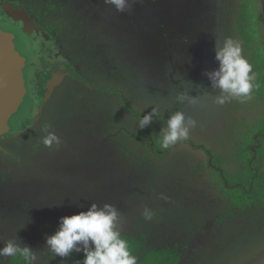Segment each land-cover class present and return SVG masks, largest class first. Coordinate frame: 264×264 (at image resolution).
<instances>
[{"label":"rangeland","instance_id":"374dc122","mask_svg":"<svg viewBox=\"0 0 264 264\" xmlns=\"http://www.w3.org/2000/svg\"><path fill=\"white\" fill-rule=\"evenodd\" d=\"M0 17L35 32L39 59L60 65L45 98L31 77L37 124L0 137V248L15 239L37 264H65L81 252L47 248L60 218L110 203L137 264L153 252L155 264H264V0H134L125 12L105 0H0ZM229 37L255 86L252 99L218 105L205 73ZM176 111L197 126L165 149ZM48 132L59 143L45 145ZM19 257L0 264H27Z\"/></svg>","mask_w":264,"mask_h":264},{"label":"clouds","instance_id":"9594fccd","mask_svg":"<svg viewBox=\"0 0 264 264\" xmlns=\"http://www.w3.org/2000/svg\"><path fill=\"white\" fill-rule=\"evenodd\" d=\"M133 2L105 0V3L113 5L119 12L129 10ZM215 59L219 62V68L205 73L213 89L220 90L214 102L223 105L233 99L240 102L252 99L255 74L252 64L243 54L241 44L230 37L222 43L217 40ZM177 100L195 104L198 98L180 94ZM158 115L156 108L151 109L139 120V128L150 126ZM196 126L194 118L183 111H176L167 119V127L161 129V146L166 149L178 141L186 140ZM54 141L59 143V138L54 132H48L44 144L51 146ZM143 216L150 221L153 213L145 208ZM122 218V213L115 205L104 203L101 206L93 203L86 211L61 217L58 230L46 237V246L59 257H67L73 251L83 252L82 264H137V257L132 254L129 241L122 235ZM17 255L22 256L27 264H37L38 256L33 249L15 239L5 241L0 248V257Z\"/></svg>","mask_w":264,"mask_h":264},{"label":"water","instance_id":"95a60500","mask_svg":"<svg viewBox=\"0 0 264 264\" xmlns=\"http://www.w3.org/2000/svg\"><path fill=\"white\" fill-rule=\"evenodd\" d=\"M27 32L26 27L0 24V137L22 133L37 120V105L27 87L34 64V42Z\"/></svg>","mask_w":264,"mask_h":264},{"label":"flooded vegetation","instance_id":"af4514ba","mask_svg":"<svg viewBox=\"0 0 264 264\" xmlns=\"http://www.w3.org/2000/svg\"><path fill=\"white\" fill-rule=\"evenodd\" d=\"M4 23H11V24H14L16 26H18L19 28L21 29H25V26L19 22V21H16L14 19H11V18H8V17H0V24H4ZM28 36L33 40V45L31 47V51L34 53V64L30 70V73H29V76H28V80H27V87H28V92L30 93V95L33 97V99L35 100L36 102V105H37V108L35 109L34 111V115L36 116L37 120L36 122L30 126L26 131H28L29 129L33 128L37 122L39 121V112L43 106V103H41L38 99V97L34 94V92L32 91V87H31V77L33 75L34 72H37V81L39 83V93L40 94H44V98L46 96V86L44 87V83L45 85H47V82L49 79H51L53 77V75L55 74V72L58 70V67L60 66L58 63H51V62H48V61H45L44 59H39V36L37 34H35V32H27ZM41 61V62H40ZM68 62V60H67ZM45 71L46 73V80H44L43 82H40L39 80V73L41 71ZM71 69H65V72L67 71H71ZM42 89V90H41ZM24 131V132H26ZM22 132V133H24ZM22 133H16V134H22ZM9 135H15V134H8V135H5V136H9ZM5 136H2V137H5Z\"/></svg>","mask_w":264,"mask_h":264},{"label":"trees","instance_id":"16d2710c","mask_svg":"<svg viewBox=\"0 0 264 264\" xmlns=\"http://www.w3.org/2000/svg\"><path fill=\"white\" fill-rule=\"evenodd\" d=\"M45 71L46 70H44V71L42 70L39 73V77L38 78H39L40 82H43L44 80H46V73H45ZM130 247H131V250H132V245L131 244H130ZM18 257H19V255L14 256L13 257V261L15 259H17ZM19 258H21V257H19ZM83 259H84L83 252H81L79 255L72 254V256L68 259V262L65 263V264H82ZM145 264H155V252H153V253H151V254H149V255L146 256V258H145Z\"/></svg>","mask_w":264,"mask_h":264}]
</instances>
